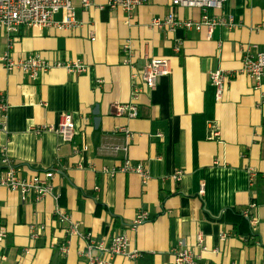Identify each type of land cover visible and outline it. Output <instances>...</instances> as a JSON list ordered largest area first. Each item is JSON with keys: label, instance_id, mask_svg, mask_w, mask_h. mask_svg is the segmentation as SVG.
<instances>
[{"label": "crops", "instance_id": "0c3cea01", "mask_svg": "<svg viewBox=\"0 0 264 264\" xmlns=\"http://www.w3.org/2000/svg\"><path fill=\"white\" fill-rule=\"evenodd\" d=\"M71 1L77 28H22L10 50L9 39L0 34V98L8 105L4 127L0 124V154L6 152L20 166L23 179L56 171L52 183L60 204L84 233L106 243L126 235L140 256H117L113 264H174L170 250L180 241L202 264H264V89L255 90L240 73L244 47L257 45L264 52V0H229L213 11L232 16L236 27L216 29L211 40L206 28L154 27L172 13L171 0H150L132 14L110 9L108 0H93L89 8L82 0ZM174 12L187 21H199L202 14L187 8ZM7 51L16 60L39 55L49 62L78 61L86 71L56 68L33 82L3 66ZM153 58L169 59L171 74L154 90L136 80L134 85L144 88L138 119L116 117L113 106L131 100L133 74H142ZM215 71L234 73L218 102L211 81ZM65 114L76 127L70 143L44 129L57 126ZM120 127L134 133V140L114 133ZM215 129L220 137L213 140ZM127 143L128 154L105 150ZM126 159L150 170L147 185L136 173L119 171ZM180 170L181 182L175 181ZM251 203L256 204L255 229L237 215ZM142 211L150 220L131 229ZM31 225L43 227L36 241ZM0 228L7 232L0 264H77L78 250L85 246L66 234L52 198L23 202L19 193L4 188ZM199 233L207 252L197 248ZM66 242L64 255L60 247Z\"/></svg>", "mask_w": 264, "mask_h": 264}, {"label": "built area", "instance_id": "2783aa9c", "mask_svg": "<svg viewBox=\"0 0 264 264\" xmlns=\"http://www.w3.org/2000/svg\"><path fill=\"white\" fill-rule=\"evenodd\" d=\"M150 0H108V7L112 10L121 9L132 14L138 8L147 5ZM229 0H171L172 13L166 19L156 21L153 26L158 29H168L176 31L178 29L201 31L206 28L208 31V40H211L215 30L218 28H226L231 30L236 27L232 16L213 14V11H220ZM83 6L89 8L93 6V0H82ZM187 8L199 9L201 18L199 21L192 19L180 20L175 15L174 9ZM62 15L60 21H56L55 17ZM56 27L57 29H69L79 27L76 9L71 0H0V34L5 35L10 42L9 50L16 40H18L22 28H34L43 30L45 28ZM92 40L95 41L94 36ZM130 45L125 44L128 50ZM176 53L181 50V44L177 45ZM243 65L240 73L246 75L253 81V87L257 91L264 89V52H261L257 45H247L243 49ZM1 63L9 71L20 70L27 78L33 82L43 77V75L52 69L64 68L71 73H83L86 66L81 62H49L39 55L28 56L19 60L14 59L12 54L7 51L1 58ZM171 74L169 59H147L142 74L134 73L132 76L133 87L131 100L127 104H118L113 106V112L116 117H125L126 119H138L139 117V100L144 94V88L150 90L156 89L158 81L163 76ZM234 73L225 71H215L211 73L212 84L216 88L217 102L224 97L226 87L230 80L234 77ZM140 81L142 85H134ZM8 105L5 98H0V124L4 127V121L7 117ZM57 126H48L44 129L55 132L61 136L64 142H72L76 135V127L73 117L65 114ZM2 128V127H1ZM114 133H124L129 141H133L135 134L126 127H120ZM220 137L219 131H215L211 135V139L216 140ZM129 143L126 146L107 145L105 150L109 153L117 154L123 152L128 154ZM123 173H136L141 178L142 184L145 186L151 180L150 170L144 165H132L126 159L124 165L119 169ZM116 170H112L110 174H116ZM56 171H49L43 174H37L30 178L20 177V166L13 161L6 152L0 154V188H4L10 192L19 193L23 202L29 197H34L36 202H43L46 199L54 200V214L59 222L63 225V229L70 237H77L85 243V246L78 250L80 261L77 264H113V260L117 256H125L135 259L140 256L139 251L132 250L130 239L126 235L113 237L109 243L105 241L95 240L89 234L84 233L80 229L79 223H75L72 218L64 211L60 204L61 195L54 190L53 179ZM251 175L255 176L252 172ZM183 172H177L173 179L180 181ZM205 185H201V194L204 193ZM256 208L255 203H251L249 208L242 212L244 218L250 221L251 226L255 229L258 225V219L252 213ZM150 220L149 213L142 211L138 214L131 225V229L135 230ZM0 242L6 238L7 232L4 228H0ZM31 239L39 238L43 227L31 225ZM197 248L202 252H207L208 247L205 245V236L199 233L197 236ZM227 236L223 235L222 239ZM69 243V241H67ZM64 243L60 247V251L67 255L69 253V244ZM174 264H202L200 256L193 252L185 241H180L177 247L170 250Z\"/></svg>", "mask_w": 264, "mask_h": 264}, {"label": "trees", "instance_id": "16d2710c", "mask_svg": "<svg viewBox=\"0 0 264 264\" xmlns=\"http://www.w3.org/2000/svg\"><path fill=\"white\" fill-rule=\"evenodd\" d=\"M238 217L240 218V220H242V223H250V221H248L246 218H244V216L242 215V213H237Z\"/></svg>", "mask_w": 264, "mask_h": 264}]
</instances>
